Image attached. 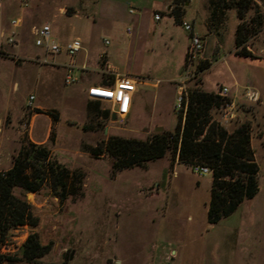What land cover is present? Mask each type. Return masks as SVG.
Masks as SVG:
<instances>
[{
  "label": "rangeland",
  "instance_id": "rangeland-1",
  "mask_svg": "<svg viewBox=\"0 0 264 264\" xmlns=\"http://www.w3.org/2000/svg\"><path fill=\"white\" fill-rule=\"evenodd\" d=\"M166 1L0 0V28L4 27L5 36L13 29L10 20L21 18L16 28L20 57L14 59L4 53L5 36L1 39L0 125L6 127L5 145L11 148L13 163L30 141V116L40 113L35 129L43 128L49 117L53 124L44 145L54 169L51 173L43 163L38 164L44 180L37 192L25 193L38 222L35 226L19 225L0 237V255L7 257L1 264H252L254 259L246 251L232 247L230 240L236 235L249 238L260 257L255 261L264 264V64L258 47L264 33V0H251L243 19L237 15V0H193L182 14V19L191 24L190 20L195 19V27L204 38V55L198 66L204 63L205 68L197 67L186 82V91L199 87L220 94L223 87H228L223 97L233 106L213 108L212 116L228 130L249 124L259 166L257 194L213 225L207 222L211 172L195 173L191 166L167 153L144 166L113 173L110 158L105 153H93L110 135L144 139L157 130L169 129L177 119L178 113L171 107V79L180 76L182 51L189 41L181 24H175L173 31H158L146 42L144 64L158 84L154 112V126L160 125L157 129L149 124L140 131L126 119L112 121L109 102L83 96L78 73L76 82L65 84L64 68H46L30 64L37 62L35 58L27 59L40 49L34 45L32 25L53 20L60 29L61 41L89 34L87 51L94 62L103 50L114 49L119 39L131 35L126 31H104L106 19L119 10L127 13L129 8L136 12L148 8L152 14L153 10H162ZM61 11L67 15L77 13L65 19L70 23L68 27L62 26V16H58ZM169 19L164 14L162 21ZM241 21L249 34L244 45L251 56L238 54L235 46L236 28ZM126 24L119 20L122 30ZM105 39L109 44L104 43ZM15 80L17 88L12 86ZM31 93L35 99L27 106ZM36 104L43 106L37 108ZM88 105L101 115L91 113ZM105 111L107 117L102 116ZM56 175L62 184L54 183ZM14 192L23 193L19 188ZM31 234L49 248L28 262L21 258V249Z\"/></svg>",
  "mask_w": 264,
  "mask_h": 264
},
{
  "label": "trees",
  "instance_id": "trees-1",
  "mask_svg": "<svg viewBox=\"0 0 264 264\" xmlns=\"http://www.w3.org/2000/svg\"><path fill=\"white\" fill-rule=\"evenodd\" d=\"M188 1L172 0L167 12L163 14L173 16L180 22ZM250 2L251 0H237V15L240 19H243ZM244 31V21H241L236 28L235 46L238 54L251 56V51L244 45L249 34ZM198 67L205 68L204 63ZM227 103L229 102L222 95L195 87L187 91L185 110L178 113L173 129L157 130L144 139L110 135L100 141L93 153H105L111 160L113 173L134 166H144L146 162L162 158L167 153L179 163L191 167L194 164L206 165L212 175L207 222L213 225L233 213L244 200L253 198L259 190V166L251 146L249 124L241 123L228 130L212 116L213 108ZM88 110L101 115L98 109L90 105ZM102 116L107 117L108 111L103 112ZM27 144L20 149L12 166L0 171L2 238L19 225L37 224L34 206L27 200L25 193L37 192L44 180L43 171L37 167L39 163L47 167L46 171L50 168L51 173L54 172L53 165H49L47 147L32 141ZM54 180L55 184H62V179L57 175ZM16 188L23 193L16 194ZM48 248V245L40 244L35 234H31L22 245L21 258L33 262L45 254ZM4 259L7 257L0 255V264Z\"/></svg>",
  "mask_w": 264,
  "mask_h": 264
},
{
  "label": "crops",
  "instance_id": "crops-1",
  "mask_svg": "<svg viewBox=\"0 0 264 264\" xmlns=\"http://www.w3.org/2000/svg\"><path fill=\"white\" fill-rule=\"evenodd\" d=\"M192 1L193 0L188 1V5H185L184 8L185 10H187L188 7L192 4ZM171 3L172 0H167L162 10H158V9L153 10L152 14L148 10V8L141 12H136L134 8H129L127 13L124 10H119L117 14L115 15L112 14L110 18L106 19L107 27H105L104 31H126L128 34L131 35L127 39H119V42L114 49L103 50L102 53L98 54L97 59L94 62L90 60L87 51V40L89 38L87 36H89V34L87 35L82 34L75 36L81 38L83 43V49L74 58L76 64L75 73H78L80 75L83 82V87H82L83 96L85 97L87 95V89L91 86L101 85V84L102 85L113 84L114 77L113 75L111 76L107 75L106 73L107 66L112 67V70H114V73L116 74L130 75L135 79L130 110L123 118L120 119H126L131 127H134L140 131L144 130L145 125H149V124L153 126L154 129L160 127V125L154 126L155 123L154 112H155L156 100H157V94L155 89L158 87V84L156 82H153L150 73L146 69V65L144 64V54L145 52H147L146 42L148 38L154 36L158 31H173L172 27L175 24L180 26V22H177L176 20L174 21L173 17H171L170 15H168V17L170 18L169 22L162 21L164 15L163 13L167 12ZM131 9H133V12H130ZM155 12H159V13L161 12L160 19L158 20L154 19ZM59 14L60 15L58 16H62V26L68 27L70 23L68 22V20L65 19L71 17L72 15H76L77 13H74L72 15H67L66 13H62L61 11ZM121 19L127 22L126 24L127 26L123 28V30L119 27V20ZM190 21L192 22L195 31L199 34V30L195 27V19L192 18ZM49 24L51 26L53 38L55 40L59 41L60 43L69 41V40L61 41L59 39L58 35L60 29L55 26V22H53V20L49 22ZM61 30L63 29L61 28ZM4 32H6L4 31V27H1L0 47L1 45H4V42L1 41V39L5 36ZM19 36L20 35L18 32L16 44L11 45L5 41L6 42L5 44H7L6 45L7 48H4V46L2 47L3 52L12 55L14 59L20 57L18 55V53L21 52V46L19 45L20 40L18 38ZM105 40L104 43L109 44V41L107 40L108 43H106ZM187 45L188 42L185 44L182 51V61L179 65L178 75H180L184 63ZM258 47H259V52L261 53L262 56L260 62L264 64V33L260 36ZM39 48H40L39 50L34 51L33 54L29 56L27 59H32V58L36 59L37 57L47 56L45 49L42 47ZM48 58H49L48 63H40L37 61V62H32L30 64L37 63L40 66L46 68H64L66 73V65L69 63L70 60L65 55V53L62 52L58 55ZM171 80L173 83L171 107L172 110L175 112V110L173 109V104L177 93V87H176L177 78L175 77L172 78ZM12 86L13 88H17L18 82L16 80L13 81ZM42 106L43 105L40 104L35 105V107L37 108H40ZM38 116H40V113L37 112L30 116L29 127H28V139L37 144H45L49 137V133L52 128L53 122L49 117H46L45 126L43 128L35 129L34 122ZM110 117L111 120L114 121L112 119V115ZM176 122L177 119L172 121L171 124H169L170 125L169 129H173ZM5 129L6 127L0 125V171L9 169L12 166L11 148H7L5 145V137L7 136V134L4 133ZM252 148L253 150H255L253 146ZM5 165H7L6 168H4ZM230 241L232 247H234L237 250L246 251L245 253L249 255L251 260L254 259V262L252 264H261L258 261L257 262L255 261L256 259L259 260L260 257L257 253H255L254 248L250 246V241L247 236L236 235L235 237L231 238Z\"/></svg>",
  "mask_w": 264,
  "mask_h": 264
},
{
  "label": "built area",
  "instance_id": "built-area-1",
  "mask_svg": "<svg viewBox=\"0 0 264 264\" xmlns=\"http://www.w3.org/2000/svg\"><path fill=\"white\" fill-rule=\"evenodd\" d=\"M133 12V9L130 10ZM161 18V13L155 12L154 19ZM21 19L19 17L12 18L10 20V26L13 28L8 35L5 36V41L8 44L14 45L17 43V27L20 25ZM183 29L189 34V41L185 52L184 63L181 69L179 78L176 80L177 93L173 104V109L177 112H183L185 110V103L187 98L186 82L195 75L198 63L203 58L204 54V38L198 34L193 24L181 19L180 21ZM31 33L33 35L34 45L42 47L46 51L48 57H53L60 53H65L69 58V63L66 65V73L64 75V83L72 84L78 80V76L75 74V60L76 55L83 49V43L81 38L74 37L69 41L60 43L55 40L52 35L51 26L49 23L32 26ZM108 43L107 40H105ZM1 48V47H0ZM47 56L37 57L36 60L40 63H48L49 58ZM106 73L108 76L113 75V84L107 85H95L87 89V97L90 99H99L111 104L110 116L115 113L117 118H123L130 110L132 94L134 91L135 79L130 75L116 74L112 67H106ZM228 87H223L220 95H227ZM35 96L29 95L26 105L31 106ZM233 103H227L225 109L231 108ZM229 112L227 110L224 113V118L227 119ZM191 170L198 174L210 173V169L206 165L194 164Z\"/></svg>",
  "mask_w": 264,
  "mask_h": 264
},
{
  "label": "water",
  "instance_id": "water-1",
  "mask_svg": "<svg viewBox=\"0 0 264 264\" xmlns=\"http://www.w3.org/2000/svg\"><path fill=\"white\" fill-rule=\"evenodd\" d=\"M185 5H188V2H186ZM112 119H113V120L116 119V114H115V113L112 114ZM158 128H159V127H158ZM160 129H161V128H160ZM71 255H72V254H71Z\"/></svg>",
  "mask_w": 264,
  "mask_h": 264
}]
</instances>
